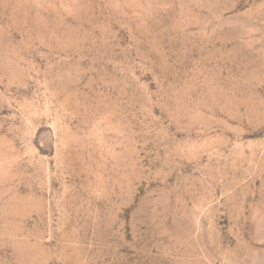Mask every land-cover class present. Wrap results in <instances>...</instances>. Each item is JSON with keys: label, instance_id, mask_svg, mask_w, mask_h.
<instances>
[{"label": "rangeland", "instance_id": "obj_1", "mask_svg": "<svg viewBox=\"0 0 264 264\" xmlns=\"http://www.w3.org/2000/svg\"><path fill=\"white\" fill-rule=\"evenodd\" d=\"M0 264H264V0H0Z\"/></svg>", "mask_w": 264, "mask_h": 264}]
</instances>
